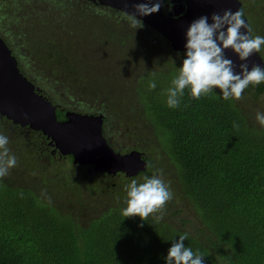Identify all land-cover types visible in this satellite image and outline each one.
Here are the masks:
<instances>
[{"label":"trees","instance_id":"1","mask_svg":"<svg viewBox=\"0 0 264 264\" xmlns=\"http://www.w3.org/2000/svg\"><path fill=\"white\" fill-rule=\"evenodd\" d=\"M29 1L14 0L11 12L0 15V19L7 18L6 26L0 22V38L16 59L31 67L26 69L21 64L25 76L42 82L49 74L48 79L54 81L50 88L56 89L58 101L70 105L79 102L88 91L78 75L76 59L68 55V48L79 42L70 35L89 29L94 32L90 41L98 44L101 38L112 39L113 28H120L92 7L82 8L76 0H35L38 17L32 18H49L50 13V21L58 20L59 15L52 13L59 11L75 15L61 25L69 26L66 32L47 30L46 25L36 29L40 49L46 51L39 61L50 68L45 71L32 64L30 54L20 55L19 47L13 46L20 36L23 42L32 36V24L45 23L37 20L20 27V18L25 15H18V11ZM239 1L253 35L264 36V0ZM58 31L65 40L51 44ZM150 53L146 50L144 55L148 63L155 58ZM258 54L264 64L261 52ZM68 57L72 63L69 67L64 65ZM161 57L175 62H170L166 71H146L140 77L130 71L133 103L119 106L116 115L127 116L129 112L134 116L136 107L133 125L142 141L151 142L155 137L160 143L159 148L154 147L160 160L148 158L145 171L133 178L119 176L126 184L132 179L143 182V177L161 172L165 159L169 160V173L179 193L166 202L163 218L155 220L159 213L150 214L144 221L137 216L124 217V185L112 186L113 177L85 181V170L76 171L71 159L52 155L48 140L40 132L29 131L25 142L16 141V134L11 136L10 128L0 124V132L9 137L8 147L17 157L16 167L0 178V264H164L172 240L185 232L188 237L182 243L199 251L204 264H264V127L255 121V109L245 103L264 97V83L250 85L239 100L227 101L219 89L194 99L186 87L179 107L169 108L166 89L182 60ZM148 63L132 67L141 70ZM152 80L155 88L148 86ZM93 97L101 101L109 118L115 115L108 100ZM233 121L239 124L238 129L233 128ZM29 135L33 136V147L27 144ZM55 161L67 165L53 170ZM181 203H186L192 215L176 222Z\"/></svg>","mask_w":264,"mask_h":264},{"label":"clouds","instance_id":"2","mask_svg":"<svg viewBox=\"0 0 264 264\" xmlns=\"http://www.w3.org/2000/svg\"><path fill=\"white\" fill-rule=\"evenodd\" d=\"M137 6L142 9L140 14L148 15L158 11L161 2L156 0L154 3L145 2ZM129 19L134 25L138 20L132 15ZM184 37V58L180 67H176L177 74L166 89L165 102L169 108L179 107L186 87L194 99L215 93V88L219 89L221 98L227 101L239 100L250 85L264 83V67L253 65L249 68L246 63L237 66L224 56V50L230 49L238 60L244 61L264 48V36L253 35V29L242 10L232 12L225 9L221 13H212L210 17L201 15L189 23ZM148 86L155 88V80L150 81ZM254 118L264 127V112L257 111ZM232 126L239 128L235 121ZM8 144L9 137L0 132V178L8 175L17 165V157L11 153ZM124 190V217L137 216L141 221L153 213H159L155 220L160 221L166 202L173 197L160 171L143 177V182L138 183L136 179H132L124 185ZM187 237L188 233L185 232L178 239L172 240L164 257V264H204V256L199 251H193L182 243Z\"/></svg>","mask_w":264,"mask_h":264},{"label":"water","instance_id":"3","mask_svg":"<svg viewBox=\"0 0 264 264\" xmlns=\"http://www.w3.org/2000/svg\"><path fill=\"white\" fill-rule=\"evenodd\" d=\"M104 6H111L124 13L136 16L144 25L161 34L177 52H184V32L189 23L201 15L211 16L225 9L240 10L239 0H183L185 6L167 18L161 7L158 11L142 15L140 3H154L156 0H98ZM181 1V0H178ZM181 14L180 16H178ZM248 23V21H247ZM225 58L234 65L246 63L264 67L261 56L253 53L240 61L230 49L224 50ZM238 71V67L236 69ZM0 114L16 124H27L32 130L40 131L50 139L51 144L63 155H71L74 165H91L99 173L122 172L132 178L145 171L147 162L137 151L128 154L115 153L102 135V118L75 113L66 114L65 121L57 119L50 101L38 95L33 85L19 71L16 59L0 38Z\"/></svg>","mask_w":264,"mask_h":264},{"label":"rangeland","instance_id":"4","mask_svg":"<svg viewBox=\"0 0 264 264\" xmlns=\"http://www.w3.org/2000/svg\"><path fill=\"white\" fill-rule=\"evenodd\" d=\"M0 1L4 2V3L0 2V15L2 14L5 15L10 13L12 10L11 7L12 5L10 4L14 0H0ZM18 3H20V0ZM36 8H37V4L35 0H30L29 2L25 3L23 7H21V9L18 11V15L21 14V16L23 15L25 16L24 18L23 17L20 18V23H22L20 24V27H24L25 22L35 23V21L38 20L36 18L31 17V16L38 17V15L35 14L37 13L35 11ZM47 17H49V19H47V21L49 22V29L52 26L51 29L57 30L60 27L59 23H57L56 21L50 22V13L49 15H47ZM39 19L40 20L38 21L44 22L43 18H39ZM65 19L66 18H63L62 20ZM0 20L2 25L6 26L7 18L5 17ZM32 25H33L31 26V28L33 29L32 36L30 34L29 36H26L27 37L26 42H23V37L20 36L19 39H16L13 46L19 47L18 50H20L19 51L20 55L27 56L30 54L31 59L34 61L32 63L33 65L39 66L41 69L48 71L50 70L48 64L39 61V58L45 57L46 51L40 49L39 40H38L39 32L36 31V29L38 30V27L40 26L45 27L46 22L44 23V25L43 24H32ZM27 28H30V26H28ZM47 28L48 27L46 26L45 29ZM121 28L124 29L125 27L121 26ZM59 30H61V28H59ZM17 32L18 31H16V33ZM59 32L60 31H58L57 33L56 36L57 38L50 41L51 44L52 43L54 44V41H58V42L63 41L64 39L63 37H65V35L59 34ZM135 32L138 34L139 38L137 37L136 34H134V32L128 36L125 30L114 29L112 32L114 37L112 39L106 41L107 39L101 38L98 41V44H95L96 41L95 42L90 41L92 38H94V32H92V30L89 29H84L83 31L81 30V32L75 30L74 34L70 35L71 37H73V39L76 37L77 40H79V42L77 43L78 44L77 46H72L68 48V53H69L68 55L76 59L77 69L81 72L78 75L82 79H84L85 88L88 91V94L90 95L95 94L101 99L108 100L115 114L120 112L119 106L129 107L128 105L133 103L131 99L133 87L129 84V76H128L130 71L135 73V75L138 77L142 76L143 72L145 73L146 71L148 72L166 71L167 69L170 68L169 63L175 61L169 60L168 63L166 58L161 57L162 55L163 56L168 55L171 58L178 61H181L183 59L182 55H178L175 58L174 56L175 53L173 49L168 46L169 44H167V42H165L162 39V37L157 36L158 34L155 35V33L152 32L149 33V31H147L146 28L145 30H141V28L139 27L135 28ZM16 33L14 32V34ZM256 35L259 34L256 33ZM5 38L8 39L10 37L6 35ZM44 38L46 39V37ZM127 40H129V42H127ZM141 40L144 43H150V45L152 46V47L147 46L149 51L152 52L150 53L152 55V58L155 57L154 60L150 63H148L149 59L144 56L146 54L145 49L140 48ZM21 43L22 45H20ZM180 53L182 54L184 52H180ZM261 55L264 59V49L261 50ZM70 57H68L67 63L71 62ZM159 59H162L163 61L162 62L158 61ZM67 63H64V65H66L67 67L72 65V63L70 64ZM144 63H148V64L144 65L141 68V70H135L132 67L135 64L142 65ZM127 68L129 69V71ZM29 78L31 80H35L31 76H29ZM53 82H54L53 78H51L50 79L51 87L53 85ZM55 87L58 88V85H56ZM94 99L95 98H91V97H83V98L81 97L79 98V102L86 103L88 104V108L98 111V105L101 104V101L97 100L96 102ZM245 103L247 107L250 108L251 110L255 109V113L257 111L264 112V97H261L259 102H253L252 100H247L245 101ZM133 113L134 116L136 117L137 116L136 107H134ZM121 116L122 115H120V117ZM135 130H136V134L133 135ZM107 133L110 135V140H111L110 146L114 151H118L119 153H122V151L126 150V148L128 147L129 150L134 149V151L136 150L138 152L143 153L146 159L153 158L155 162H157L161 158L159 152L154 150V147L156 148L160 147V143L156 140V138L154 137V140L151 139V142L148 140L142 141L143 139H141L140 133L138 132L137 128H135L134 126H129L128 121H124L122 119L116 120V116H115V119H112L107 123ZM165 160H166L165 161L166 167L161 170L162 179L169 185L173 193L172 198L175 199L176 198L175 195H178L179 190L176 185V181L169 173L168 168L172 169V167L168 165L169 160L168 159ZM55 162L56 163L53 165V170H57L61 165H67L63 161H55ZM79 166L80 165H76L72 167L76 171H78ZM125 178L128 179V177ZM125 178H120V177L114 178L113 179L114 185L112 186L125 185L126 184ZM84 180L85 181L89 180V176H86ZM177 213L179 215L175 218L176 222H178L181 218L186 219L189 218L190 215H192V211L187 210L186 203H181V209L177 211Z\"/></svg>","mask_w":264,"mask_h":264},{"label":"flooded vegetation","instance_id":"5","mask_svg":"<svg viewBox=\"0 0 264 264\" xmlns=\"http://www.w3.org/2000/svg\"><path fill=\"white\" fill-rule=\"evenodd\" d=\"M76 1L78 2V4L80 6H81V4H83L84 6L88 5V6L92 7L94 12H96L100 16L108 17L109 20L112 22V25H114V27L116 26V27L120 28L121 30H125L127 32L128 36L131 35L134 32V34H136L137 37L139 38L138 34L135 32V28L139 27V28H141V30H145V28H146V30L149 31V33L152 32V33H155V35L158 34L157 36L162 37V39L165 42H167V44H169L168 41L161 34L156 32L155 30L151 29L150 27L144 25L141 21L137 20L136 25H134L132 23V21L129 19L130 14L124 13L123 11H121L119 9H116V8H113L111 6H104L98 0H76ZM184 6H185V2L183 0H181V1H178V0H164L162 2V9H163L164 15L167 18H171V19L175 18L173 16L175 14V12H178L180 10V8L184 7ZM51 12H53V11H51ZM64 12L65 11H61V13H60V11H59V13L54 12L52 14H53L54 17L59 15V19L58 20H53V21H56L57 23H59V25H60L59 28L65 30L69 26H67V25L61 26V25L64 24V22L68 19L69 16L70 17H74L75 15L73 14L72 11L69 13V15H66V14L64 15ZM180 15L181 14H179L178 16H180ZM63 18H66V19L62 20ZM47 19H49V18H43L44 22H46V26L49 27V24H48L49 22L47 21ZM60 21H61V23H60ZM50 22H52V21H50ZM124 24H126V25H124ZM121 26H123L125 28L122 29ZM51 27H50V29H51ZM113 30H114V28H113ZM104 39H109V38H104ZM127 41L129 42V40H127ZM20 45H22V43ZM7 46H8L9 49H11L9 47V45H7ZM140 46H144L145 52H146V50L149 51V49L147 48V45L144 42H142V40H141ZM140 48H142V47H140ZM174 53L175 54L177 53V54L181 55V53L177 52V51H174ZM11 54L13 55L12 51H11ZM176 57L177 56H175V58ZM14 58L16 59L15 56H14ZM16 60H17L16 61L17 62V67H18L20 72H21L20 69L22 67L21 64L25 65L26 69H31V67L29 65L27 66L26 64L22 63V61H20L18 59H16ZM152 60H154V59H152ZM18 61H20V62H18ZM128 71H129V69H128ZM24 74H27V73L24 71ZM24 74H23V76H25ZM25 77H26L27 81H29L33 85L34 90H35V92L38 95H42L44 98H46V99H48L50 101L52 106L55 108L57 119L60 122L67 120L66 119V114H70V113H75V114H80V115H88V116H93V117L100 116L102 118V123H103L102 135H103L106 143L108 144V146L111 149H112V147L110 146V144H111L110 135L107 133V123L110 120L115 119V116H116V119L117 118L118 119L121 118L124 121H128V125L129 126H134L133 125V119L135 118V116H132V114H130L129 112H127V116H121L120 117V115L112 114L110 116V118H109L107 116L109 114L105 110H103L102 105H98V111H95L93 109L88 108V104L83 103V102H78L77 101L76 103H73L72 105H70V104H64V103L58 101V99L55 97V94L57 93L56 89L50 88L51 87L49 85L50 80L48 79V78H50L49 74H48V76L44 77L45 79L42 82L39 81L38 78H37V81H33V80H31L29 78V76L26 75ZM44 86L47 87L45 90L43 89ZM93 96H94V94L90 95V94H88V92H84L81 95L82 98L83 97L94 98ZM86 109H89V111H87ZM0 124L7 125L10 128L11 136L13 134H16V141H20L21 140V141L25 142L27 134L29 133V131L40 132V131L32 130L29 127V125H27V124H24V125L23 124L22 125L21 124H16L12 120L7 119L5 116H2L1 114H0ZM40 134H41L42 137H45L47 139V137L45 135H43L42 132H40ZM18 136H19L20 139L18 138ZM47 140H48L47 146L52 148V150H51V154L52 155L59 156L61 158L67 157V158H69V160L70 159L72 160V166H76V165L73 164V157L71 155H63V154H61L60 151H58L55 148V146L53 144H51L50 139H47ZM32 141H34L33 136L29 135V139H28V143H27L28 146H31V147L34 146V142H32ZM42 144H43V142L40 143V146L37 149L40 150L42 148L41 147ZM131 151H134V149L129 150L128 147H127L126 150L122 151V153H119L118 151H114V152L123 155V154H128ZM139 153L141 154L142 159H144L147 162V159L144 157V154L141 153V152H139ZM147 166H148V164H147ZM93 168L94 167L91 166V165L79 166V169H84L85 170V172L83 174V179L86 178V176H89V180L91 179V177H94V178H96V177L107 178L108 177L109 179L111 177L115 178V177H119V176L126 177L125 174L122 173V172H118L116 174L110 175V174H107V173L96 172Z\"/></svg>","mask_w":264,"mask_h":264},{"label":"bare ground","instance_id":"6","mask_svg":"<svg viewBox=\"0 0 264 264\" xmlns=\"http://www.w3.org/2000/svg\"><path fill=\"white\" fill-rule=\"evenodd\" d=\"M12 55V54H11ZM13 56V55H12ZM14 57V56H13Z\"/></svg>","mask_w":264,"mask_h":264}]
</instances>
